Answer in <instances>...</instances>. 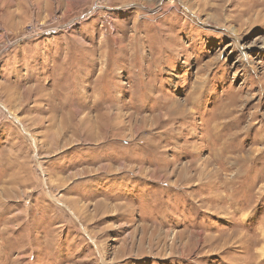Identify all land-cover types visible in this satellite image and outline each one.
<instances>
[{"label": "rangeland", "instance_id": "rangeland-1", "mask_svg": "<svg viewBox=\"0 0 264 264\" xmlns=\"http://www.w3.org/2000/svg\"><path fill=\"white\" fill-rule=\"evenodd\" d=\"M0 264H264V0H0Z\"/></svg>", "mask_w": 264, "mask_h": 264}]
</instances>
